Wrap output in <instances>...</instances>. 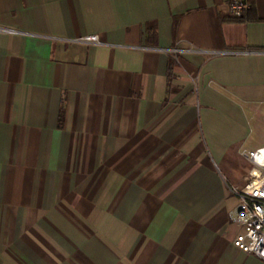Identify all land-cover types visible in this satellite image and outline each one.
I'll return each instance as SVG.
<instances>
[{
    "label": "crops",
    "instance_id": "0c3cea01",
    "mask_svg": "<svg viewBox=\"0 0 264 264\" xmlns=\"http://www.w3.org/2000/svg\"><path fill=\"white\" fill-rule=\"evenodd\" d=\"M228 3L0 0V264H264L228 191L264 146V0Z\"/></svg>",
    "mask_w": 264,
    "mask_h": 264
},
{
    "label": "built area",
    "instance_id": "2783aa9c",
    "mask_svg": "<svg viewBox=\"0 0 264 264\" xmlns=\"http://www.w3.org/2000/svg\"><path fill=\"white\" fill-rule=\"evenodd\" d=\"M253 0H229L228 12L231 18L244 17L251 9ZM0 32L16 33L13 29L0 27ZM78 41L103 44L97 36L91 35L76 39ZM187 51L191 49H186ZM174 56L179 49L170 51ZM208 55L225 54V52L199 51ZM260 51L245 50L244 53ZM244 159L248 163V171L244 182L240 186H228V191L236 196L237 208L231 220L240 231L232 240L239 250L258 258L264 263V146L244 152Z\"/></svg>",
    "mask_w": 264,
    "mask_h": 264
},
{
    "label": "trees",
    "instance_id": "16d2710c",
    "mask_svg": "<svg viewBox=\"0 0 264 264\" xmlns=\"http://www.w3.org/2000/svg\"><path fill=\"white\" fill-rule=\"evenodd\" d=\"M245 17H246V15H245L244 17H242V18H239V19H234V20L241 21V20H244V19H245Z\"/></svg>",
    "mask_w": 264,
    "mask_h": 264
}]
</instances>
